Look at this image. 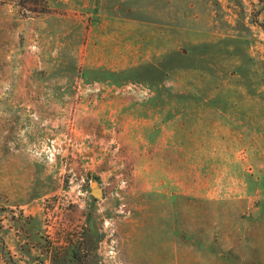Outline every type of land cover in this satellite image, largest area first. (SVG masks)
<instances>
[{
    "label": "rangeland",
    "instance_id": "obj_1",
    "mask_svg": "<svg viewBox=\"0 0 264 264\" xmlns=\"http://www.w3.org/2000/svg\"><path fill=\"white\" fill-rule=\"evenodd\" d=\"M0 264H264V0H0Z\"/></svg>",
    "mask_w": 264,
    "mask_h": 264
},
{
    "label": "water",
    "instance_id": "obj_2",
    "mask_svg": "<svg viewBox=\"0 0 264 264\" xmlns=\"http://www.w3.org/2000/svg\"><path fill=\"white\" fill-rule=\"evenodd\" d=\"M93 186H95V189H96V191L93 193L95 196H99V194H100V192H99V190L96 188V182L95 181H93L92 182V187ZM92 191H93V189H92Z\"/></svg>",
    "mask_w": 264,
    "mask_h": 264
},
{
    "label": "bare ground",
    "instance_id": "obj_3",
    "mask_svg": "<svg viewBox=\"0 0 264 264\" xmlns=\"http://www.w3.org/2000/svg\"><path fill=\"white\" fill-rule=\"evenodd\" d=\"M95 191H96L95 186H93V191L92 192L94 193Z\"/></svg>",
    "mask_w": 264,
    "mask_h": 264
},
{
    "label": "trees",
    "instance_id": "obj_4",
    "mask_svg": "<svg viewBox=\"0 0 264 264\" xmlns=\"http://www.w3.org/2000/svg\"><path fill=\"white\" fill-rule=\"evenodd\" d=\"M257 21V20H256ZM258 22V21H257ZM258 24H260L261 26L263 25L262 23L258 22Z\"/></svg>",
    "mask_w": 264,
    "mask_h": 264
}]
</instances>
